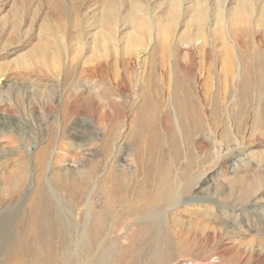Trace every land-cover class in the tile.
Masks as SVG:
<instances>
[{"label":"rangeland","instance_id":"374dc122","mask_svg":"<svg viewBox=\"0 0 264 264\" xmlns=\"http://www.w3.org/2000/svg\"><path fill=\"white\" fill-rule=\"evenodd\" d=\"M242 1L0 0V119L8 122L5 129L0 130V157H4L0 165V264H11L16 258V249L25 248L16 241V236L24 233L23 228H17V223L25 215L30 198L37 189L36 178H44L50 191L57 194V223L53 231L56 240L42 246L44 264H150L141 258L142 248L125 238L136 230L142 219L160 215H167L172 222L180 224H172L166 230L173 243L174 255L168 258L167 246L164 245L161 264H264V113L257 121L248 119L240 132L233 131L229 140H225L222 129L208 128L211 120L203 112L204 129L194 134L187 146L181 139L180 155L167 159L161 168L166 178H151L147 190H142L148 166L157 164L158 167L163 157L174 154L170 146L165 147V142L159 158L142 165L143 172L133 189L134 194L140 193L119 208L123 221L109 224L104 246L78 243V238L89 232L94 214L103 208L98 189L94 186L81 193H72L63 190L54 177L65 172L73 176L76 187L81 189L87 177L93 174L95 162L100 166L98 177H103L107 169H113L117 174L122 170L136 171L137 165L125 159L127 153L136 154L130 127L144 106L152 102L148 88L155 67L161 65L164 43L169 44L171 52L167 56V64H176L177 54L182 58L191 54L197 65L202 66V35H198L195 28L197 24L202 25V19L195 20L194 13L202 8L211 13L218 9L232 13ZM247 1L254 8L264 9V0ZM113 7L120 13L118 19L126 22L117 34L118 37L124 36L126 42L121 45L123 49L119 47L117 50L121 58L115 68L118 77L108 75L104 87L99 89V96L103 97L106 89L116 90L117 81L124 79L128 99L126 114L118 118L121 126L105 151L107 123H99L98 116L85 106L72 114L63 111L69 93L75 87L92 86L91 80L95 77L82 75V72L96 65L93 51L79 53L77 50L67 60L57 54L54 58L43 57L42 61L39 59V39L40 35L47 37L51 31H58L60 25L75 22L83 26L82 32L91 43L102 31L98 23L103 13ZM167 12L176 14L177 24L173 33L161 34L163 15ZM135 14L152 20L153 38L142 44L127 45L136 31L127 22ZM229 22L219 23L213 16L208 18L211 33L205 37L207 45L212 48L216 44L215 48L224 50L223 44H217L214 37V33L220 30L226 31L227 44L234 45L236 38ZM251 23L254 30L245 40L262 54L264 75V19L256 16ZM184 37L187 39L182 40ZM72 57H79L74 64ZM123 57L129 60V64H125ZM29 77L42 81L40 87L32 86L38 92L31 88ZM171 79L175 78L172 76ZM96 80L101 82L99 78ZM201 82H194L198 99L201 98ZM53 86L57 88L58 100L56 110L50 113L47 109L48 95ZM235 97L236 93L224 104L225 112L236 107ZM113 99L121 101L118 94ZM165 99L168 98L162 99L163 103ZM210 110L211 107L208 114ZM230 126L234 128L236 123L230 121ZM91 128L97 133L96 137L92 135ZM74 134L84 137L88 147L82 150L67 146L74 140ZM205 137L211 139V144L197 149L195 145ZM146 144L144 154L150 159L156 149L153 134ZM46 147L49 152L44 164L36 166L38 154ZM238 153L242 155L236 158L233 166L231 163L220 166L223 157L237 156ZM116 156L121 157L118 159ZM190 156L195 160L189 168ZM57 157L64 160L56 162ZM232 170L233 175L230 174ZM201 184L202 189L199 190ZM18 191H21L19 195ZM194 198H199L200 203L189 202ZM146 203L149 204L148 209L141 210L138 216L126 214L130 205ZM224 211L226 217L222 216ZM195 221L200 225H195ZM125 252L131 254L125 256Z\"/></svg>","mask_w":264,"mask_h":264},{"label":"bare ground","instance_id":"6f19581e","mask_svg":"<svg viewBox=\"0 0 264 264\" xmlns=\"http://www.w3.org/2000/svg\"><path fill=\"white\" fill-rule=\"evenodd\" d=\"M177 15L179 16L178 13ZM210 16L215 17V20L219 23L231 22L230 28L236 38L234 45L227 44V40H225L227 36L226 31L223 30L214 33L216 43L218 44L221 42L223 44V51H219L215 48V43L212 48L207 45L206 41L208 40H206L205 37L211 33L208 30L207 23ZM256 16H260V18L264 19V9L254 8V5H251L247 0L240 2L232 13L222 9H218L214 13H211L207 8H202V10L194 13L193 17L195 20L202 19V25H195L198 35H202V66L197 65L195 58L191 54H189L188 58H182L180 54H177L175 57L177 63L167 64V56L171 52L167 46L169 44H167V42L164 43L165 47L162 46L164 49H162L161 65L155 67L151 85L148 88V93L152 102L144 106L140 115L137 116L135 122L130 127L129 134L136 147V154L134 156L127 153L125 154V159H130L137 165L136 171H128L125 169L126 171L122 170L121 172H119V170V174H117L113 169H107L106 167L107 170H104V176L98 177L101 171L99 164L95 162L93 174L87 177L81 189L76 187V180L72 178L73 176L70 177V175L65 172L54 176L56 183L59 184L63 190L71 191L72 193H81L95 186L102 195L103 208L94 214L89 232L86 233V236L82 235L83 237L78 238V243L86 242L90 246L97 244L99 246H104L107 244L106 232L109 224L111 222H113V224L115 222L118 224L123 221V216L119 208L124 203L130 202L133 196H137L140 193V191H137L134 194L133 189L134 186H136L135 184H138V178L143 172L141 167L144 162L159 158V154L165 142L167 143L165 147L168 148V146H170V150L174 153H169L166 158L163 157L158 167L157 164L148 166V171H146L144 176L146 180L142 187V190H147L151 178H166L162 174L161 168L166 164L167 159L172 160L174 157L180 155L182 147L181 139L185 143V146H187V144H191L190 142L193 135L204 129L203 112L207 113L206 118L211 120L208 128L210 130L222 129L225 140H229L233 131L240 132L245 127V122L248 119L257 121L263 117V58L262 54L258 50L252 49L249 42L245 40L254 30L251 22L252 20L254 21ZM139 17L138 14H135L133 18L131 17L130 22H127L128 26L132 25L136 30L128 39L127 45L142 44L146 41L148 42L152 37L151 33L154 30L152 20L143 15ZM118 18H120V13L115 7L106 10L98 23L102 31L94 37L91 43H88V38L86 39V35L82 32L83 28L81 29V27L83 26L80 27L75 22L68 23V25H60L57 27L58 31H51V35L47 37L40 35L39 39L41 43L39 48L41 49V57L39 59L42 61L43 57L54 58L57 54L61 56L60 58L67 60L70 58L71 53L77 50L79 53L86 50L93 51V60L96 61V65L82 72V75H91V77H95L91 80L92 86H83L82 88L75 87V89L69 93L63 111L65 114H72L85 106L88 108V111L91 110L94 112V115L98 116L99 123L101 121L107 123L109 125L108 127L106 126L108 143L104 145L105 151L109 149L111 139L116 136L121 126L118 118L126 114L128 99L126 95L127 85L124 79L117 81L116 90L111 91L110 89H106L104 90L103 97L99 96V89L104 85L103 83L107 76L110 75L111 77L114 76L117 78L119 75L115 69L121 60L117 50L125 40L123 39L124 36L118 37L117 34L119 28L126 22ZM176 22L177 17L174 12H167L163 15L160 28L161 34H166L168 32L173 33L177 24ZM184 39L187 38H182V40ZM110 52L111 54L113 53V55L110 56ZM78 58L79 57H72V63L74 64ZM123 58L125 59V64H129V60L125 57ZM172 76L176 80H172ZM97 78H99L102 83L96 80ZM28 80L30 81L31 88L32 86L40 87L42 82L39 78L29 77ZM200 80L202 81V90L200 91L201 98L198 99L195 91L196 86L194 87V84L196 81L200 83ZM32 89L35 92L39 91L35 88ZM234 93H236V107L233 109L228 108L229 111L225 112L223 106ZM117 94L120 96L121 101L113 99V96ZM48 96L49 102L47 109L52 113L57 108L58 93L56 86H53ZM164 98H168L165 99V103L162 102ZM96 99H98L97 101H99V104ZM170 99H172V101ZM13 105L10 107H14ZM209 107H211L210 114H208ZM229 120L236 123L234 128L230 126ZM7 125L8 122L0 119V130L5 129ZM92 129L93 128H91V133L96 137L97 133ZM151 134L154 135L156 149L154 150V154L150 155L149 159L144 154V146ZM74 135H76L74 140L72 139L73 141L67 146L71 149L79 148L82 150L88 147L87 140L84 137L78 134ZM211 142V139L205 137L203 140L198 141L195 146L197 149L201 150L206 148ZM62 147L64 146H61V148ZM48 152V147L40 151L35 161L36 166H42L44 164ZM241 155V153H238L237 156L223 157L220 166L230 163L233 166L236 158ZM116 157L120 159L121 156ZM92 158L90 159L91 161ZM2 159H4V157L1 156L0 165ZM63 160V157H57L55 159L56 162H61ZM194 160V157L192 158L190 156L188 161L189 168L193 165ZM68 173L70 172L68 171ZM230 174H234L233 170ZM36 180L37 189L30 198L31 201L27 206L25 215L22 220L17 223V228H23L24 233L20 237L16 236V241L23 244L25 248L16 249V258L13 259L11 264H44L41 252L42 246L50 244L54 240L53 231L57 223L55 203L57 194L53 190L50 191V187L46 184L44 178H36ZM198 189H202V184L199 185ZM17 193L19 195L21 191ZM189 202L200 203V199L194 198L189 200ZM148 207V203L142 206L130 205L126 209V214L130 217L138 216L141 210H146ZM226 214L225 211L222 212V216ZM194 223L195 225H200L199 221H195ZM172 224L176 226L180 225L177 222H172L167 215L149 216L148 218L142 219L139 226L136 227V230H133L125 239L142 248V259L149 261L150 264H161L160 261L163 255V250H161V248L164 245L167 246L168 258L174 255L172 240L168 233H166V230L170 228ZM130 254L131 252L124 253L125 256H129Z\"/></svg>","mask_w":264,"mask_h":264},{"label":"built area","instance_id":"2783aa9c","mask_svg":"<svg viewBox=\"0 0 264 264\" xmlns=\"http://www.w3.org/2000/svg\"><path fill=\"white\" fill-rule=\"evenodd\" d=\"M187 264H192V263L189 262V263H187ZM193 264H194V263H193ZM200 264H206V263H200Z\"/></svg>","mask_w":264,"mask_h":264}]
</instances>
